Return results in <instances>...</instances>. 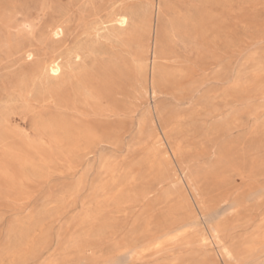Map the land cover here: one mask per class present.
<instances>
[{
  "label": "rangeland",
  "instance_id": "obj_1",
  "mask_svg": "<svg viewBox=\"0 0 264 264\" xmlns=\"http://www.w3.org/2000/svg\"><path fill=\"white\" fill-rule=\"evenodd\" d=\"M0 264H264V0H0Z\"/></svg>",
  "mask_w": 264,
  "mask_h": 264
},
{
  "label": "bare ground",
  "instance_id": "obj_2",
  "mask_svg": "<svg viewBox=\"0 0 264 264\" xmlns=\"http://www.w3.org/2000/svg\"><path fill=\"white\" fill-rule=\"evenodd\" d=\"M125 22H126V18L125 17H119L118 20H117V23H119L120 25H124ZM54 31H55L56 35L59 34V33H62V29L59 26L55 27ZM49 71L53 75H58L60 73L61 67H60V64H59V62L57 60H53V61L50 62ZM111 232H113V231H111ZM40 247H41V244H30V245H27L25 247L26 249H23L24 251L22 250L23 253H22L21 259H20L21 263L26 262V261H30V260H34L38 255L33 253V249L40 248ZM70 247L78 249L80 252H88V253L94 254L98 249H100L102 247V244H100L99 242H96V241H94V242H86L85 244L72 243L70 245Z\"/></svg>",
  "mask_w": 264,
  "mask_h": 264
}]
</instances>
